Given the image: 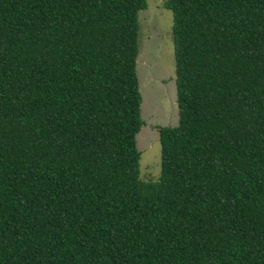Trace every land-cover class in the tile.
Masks as SVG:
<instances>
[{
	"label": "trees",
	"instance_id": "obj_1",
	"mask_svg": "<svg viewBox=\"0 0 264 264\" xmlns=\"http://www.w3.org/2000/svg\"><path fill=\"white\" fill-rule=\"evenodd\" d=\"M177 125L139 180L146 0H0V264H264V0H165Z\"/></svg>",
	"mask_w": 264,
	"mask_h": 264
},
{
	"label": "rangeland",
	"instance_id": "obj_2",
	"mask_svg": "<svg viewBox=\"0 0 264 264\" xmlns=\"http://www.w3.org/2000/svg\"><path fill=\"white\" fill-rule=\"evenodd\" d=\"M137 14L138 53L135 71L141 96L142 125L135 136L139 152V180L154 182L160 174L157 127L177 125L176 89L172 43V13L165 0H146Z\"/></svg>",
	"mask_w": 264,
	"mask_h": 264
}]
</instances>
